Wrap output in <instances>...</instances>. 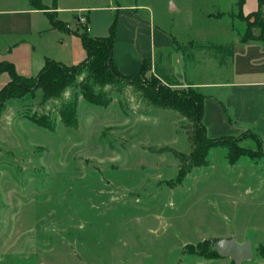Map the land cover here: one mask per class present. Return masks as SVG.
<instances>
[{
  "label": "rangeland",
  "instance_id": "obj_1",
  "mask_svg": "<svg viewBox=\"0 0 264 264\" xmlns=\"http://www.w3.org/2000/svg\"><path fill=\"white\" fill-rule=\"evenodd\" d=\"M28 1L0 0L1 46L31 41L36 54L66 65L86 50L78 33L108 36L118 17L130 21L131 13L117 14L120 6L141 5L139 17L182 28L198 9L235 6L176 0L181 8L174 11L168 0H36L49 11L32 13ZM48 14L62 27H52ZM241 14L235 22L242 35L264 39V2ZM150 76L95 86L103 104L87 100L79 83L46 101L37 88L1 104L0 264H237L214 246L232 236L252 241L253 259L240 264H264V152L243 143L249 133L228 136L208 151L205 165L190 168L175 154L191 152L190 120L144 100ZM6 80L0 77V88ZM68 103L77 105L76 127L62 119ZM33 115H47L53 129ZM244 150L254 155L230 159ZM244 158L259 175L229 170Z\"/></svg>",
  "mask_w": 264,
  "mask_h": 264
},
{
  "label": "crops",
  "instance_id": "obj_2",
  "mask_svg": "<svg viewBox=\"0 0 264 264\" xmlns=\"http://www.w3.org/2000/svg\"><path fill=\"white\" fill-rule=\"evenodd\" d=\"M168 1L172 10L181 8L180 2ZM28 4L26 10L32 13L49 11V8L38 9L30 0ZM235 6L225 13L216 10L207 14L198 9L185 28L180 24L156 25L151 15L139 17L141 5L120 6L117 14L120 11L131 13L132 18L126 22L129 19L119 21L118 17L113 63L123 74L131 75L141 70L144 59L150 60L151 74L162 83L172 88L192 87L205 94L203 123L209 138L249 133L243 143L249 148L260 146L264 152V39L244 40L242 30L236 28L235 22L241 12L245 15L255 12L259 0H245L242 9L238 10L239 15L234 12ZM36 52L31 41L14 39L3 47L0 44V62L11 61L21 75L36 76L49 58ZM86 56V50L80 52L73 63ZM0 77L7 79L2 87L9 83L8 73ZM230 166L229 170H238L240 176L259 175L255 165L245 158ZM236 239L240 243L252 242L248 237Z\"/></svg>",
  "mask_w": 264,
  "mask_h": 264
},
{
  "label": "trees",
  "instance_id": "obj_3",
  "mask_svg": "<svg viewBox=\"0 0 264 264\" xmlns=\"http://www.w3.org/2000/svg\"><path fill=\"white\" fill-rule=\"evenodd\" d=\"M245 0H239L240 10ZM264 1L259 0V4L262 5ZM30 3L38 9H48L42 3H37L36 0H30ZM239 10V11H240ZM240 13V12H239ZM49 15V14H48ZM49 19L52 22L53 27L61 28L62 24L55 22L49 15ZM258 25L264 33V20L259 22ZM117 21L115 20L110 27L109 35L102 37H94L89 32L78 33L84 49H86L87 56L81 61L82 63H73L72 65H66L61 61L47 58L44 67L41 69L37 76H24L21 75L13 62L2 61L0 62V75L8 73L10 80L5 86L0 88V106L6 104L11 97H20L26 95V93H34L35 89H43V100L46 101L51 98H57L64 90L74 84H78L82 87L83 96L91 102L97 104L106 103L103 97L96 94L94 91L95 86L103 84H115V82L125 83L127 81H134L135 78H144L152 69V63L150 60L144 59L143 65L139 72L131 75L123 74L119 68L113 63V44L116 37ZM89 30V28H88ZM242 38L253 39V37L246 38L242 35ZM82 75L84 78L79 81V77ZM153 78L149 82V86L146 89L144 100L150 105H154L161 108L174 109L184 117L190 120V130L188 132V138L191 141V152L188 154L178 155L185 162L189 163V167H198L207 163L208 151L215 145H224L228 143V139L232 141L231 136L221 138H209L207 136V129L205 123H203L204 116V100L205 94L197 89L189 87L180 92L173 90L171 86L166 83H162L159 78L154 74L150 76ZM103 99V100H101ZM62 119L69 127H76L78 121L77 105L64 104L61 107ZM31 120L38 126H44L53 129L50 118L47 115L38 117L37 115L31 116ZM230 146V149H233ZM261 149V148H260ZM254 155L250 150H244L240 153H232L231 160L240 156ZM217 251V249H215ZM219 253V252H218Z\"/></svg>",
  "mask_w": 264,
  "mask_h": 264
},
{
  "label": "water",
  "instance_id": "obj_4",
  "mask_svg": "<svg viewBox=\"0 0 264 264\" xmlns=\"http://www.w3.org/2000/svg\"><path fill=\"white\" fill-rule=\"evenodd\" d=\"M214 246L221 256L233 259L237 264L254 257L252 243L250 241L240 243L235 236L219 239L215 242Z\"/></svg>",
  "mask_w": 264,
  "mask_h": 264
}]
</instances>
